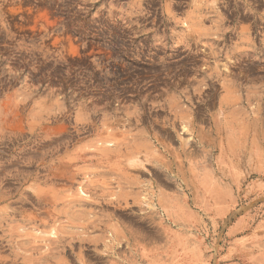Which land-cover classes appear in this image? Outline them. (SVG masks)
Returning a JSON list of instances; mask_svg holds the SVG:
<instances>
[{"label": "rangeland", "instance_id": "obj_1", "mask_svg": "<svg viewBox=\"0 0 264 264\" xmlns=\"http://www.w3.org/2000/svg\"><path fill=\"white\" fill-rule=\"evenodd\" d=\"M0 264H264V0H0Z\"/></svg>", "mask_w": 264, "mask_h": 264}, {"label": "bare ground", "instance_id": "obj_2", "mask_svg": "<svg viewBox=\"0 0 264 264\" xmlns=\"http://www.w3.org/2000/svg\"><path fill=\"white\" fill-rule=\"evenodd\" d=\"M247 35V34H246ZM225 67V66H224ZM55 240V239H54ZM57 241V240H56Z\"/></svg>", "mask_w": 264, "mask_h": 264}]
</instances>
